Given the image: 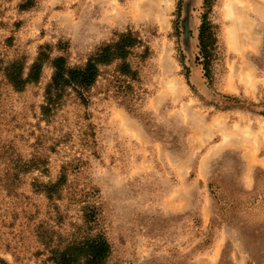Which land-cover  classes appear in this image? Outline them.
<instances>
[{
  "label": "rangeland",
  "instance_id": "rangeland-1",
  "mask_svg": "<svg viewBox=\"0 0 264 264\" xmlns=\"http://www.w3.org/2000/svg\"><path fill=\"white\" fill-rule=\"evenodd\" d=\"M138 1L0 0V264H59L96 235L105 264H248L208 184L250 192L264 172V0L244 35L222 0ZM203 20L216 39L207 77ZM128 30L142 41L131 109L106 81L113 66L85 104L68 89L46 103L48 62L20 91L5 77L14 61L25 76L40 46L82 66Z\"/></svg>",
  "mask_w": 264,
  "mask_h": 264
},
{
  "label": "trees",
  "instance_id": "trees-1",
  "mask_svg": "<svg viewBox=\"0 0 264 264\" xmlns=\"http://www.w3.org/2000/svg\"><path fill=\"white\" fill-rule=\"evenodd\" d=\"M197 40L202 70L207 77L209 56L216 39L206 20L199 26ZM141 46L142 41L137 33L128 30L120 33L114 42L99 46L82 66L74 67L67 66L62 56L50 57L48 46H40L25 76L22 63L14 61L4 67L5 77L14 90L20 91L27 83L39 79L43 64L48 62L52 74L44 91L46 103L51 102L53 96L68 89L85 104L87 99L84 94L103 75V69L113 66L110 73L105 74L108 75L106 81L114 96L120 98L126 108L131 109L136 93L134 85L138 83L139 77L129 58ZM146 52L147 48L144 47L143 53ZM208 189L214 202L215 215L222 219V223L231 224L239 230L245 250L250 255L248 264H257L256 258L264 255V172L254 176V187L250 192L244 191L235 183H231L229 189H223L217 179L210 181ZM109 253L107 240L102 235H96L83 239L68 249V252L60 254L59 264H105ZM78 258H81V263ZM221 258L220 264L224 255ZM225 263L231 264L226 261Z\"/></svg>",
  "mask_w": 264,
  "mask_h": 264
},
{
  "label": "bare ground",
  "instance_id": "bare-ground-1",
  "mask_svg": "<svg viewBox=\"0 0 264 264\" xmlns=\"http://www.w3.org/2000/svg\"><path fill=\"white\" fill-rule=\"evenodd\" d=\"M150 1L154 2L156 0H139L137 3L138 9H140V10L145 9L146 10V8L149 7ZM222 3H223L224 11H225V16L227 17L228 23L231 26L230 28L233 27V29H236V30L240 29L242 31L241 33L244 35L243 32L247 31V29L249 28V25H250V22L248 20L249 14L252 11H255L257 9L258 4L256 2H254L253 0H222ZM222 16H223V14H222ZM228 29H229V27H228ZM233 38H234V36H233ZM230 39H232V38H230ZM230 43H231V40H230ZM234 46H236V45H234ZM237 47H235V48H237Z\"/></svg>",
  "mask_w": 264,
  "mask_h": 264
}]
</instances>
